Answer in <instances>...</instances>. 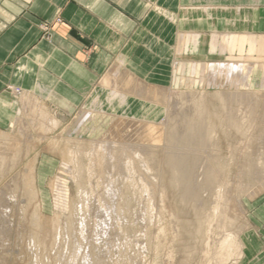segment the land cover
Returning <instances> with one entry per match:
<instances>
[{"label":"rangeland","instance_id":"1","mask_svg":"<svg viewBox=\"0 0 264 264\" xmlns=\"http://www.w3.org/2000/svg\"><path fill=\"white\" fill-rule=\"evenodd\" d=\"M228 44L240 48L239 58L224 63L260 62L248 60L241 40ZM216 65L192 64L196 76L182 72L157 122L115 115L95 102L70 118L38 100L24 110L20 103L9 130H0V264H216L209 240L231 234L238 244L264 197V88L255 85L259 75L245 83L211 81ZM99 108L119 118L100 117ZM179 125L183 137L172 143ZM148 126L151 136L137 140ZM108 133L136 165L130 176L113 170L107 177L103 152L93 155ZM129 146L149 151L147 169ZM66 163L75 179L67 182L66 220L56 226L50 184ZM109 178L115 200L107 217ZM244 254L238 264H251ZM237 258L234 251L226 264Z\"/></svg>","mask_w":264,"mask_h":264},{"label":"crops","instance_id":"2","mask_svg":"<svg viewBox=\"0 0 264 264\" xmlns=\"http://www.w3.org/2000/svg\"><path fill=\"white\" fill-rule=\"evenodd\" d=\"M241 39L248 60L260 61L249 81L259 75L261 90L264 0H0V130L11 127L21 96L64 118L96 102L115 115L157 122L163 98L150 101L146 86L176 89L182 72L196 76L192 64L239 58L240 48L228 43ZM114 76L131 94L122 105L107 104ZM253 215L244 257L264 264V197Z\"/></svg>","mask_w":264,"mask_h":264},{"label":"bare ground","instance_id":"3","mask_svg":"<svg viewBox=\"0 0 264 264\" xmlns=\"http://www.w3.org/2000/svg\"><path fill=\"white\" fill-rule=\"evenodd\" d=\"M245 41H247V40L241 39V42L242 43L245 42ZM250 43H252V40H251ZM216 66H217L218 71L213 76H212V74L209 75V80L215 81L217 79V80L223 82V84L230 83V82H232L235 79H238L240 81V83H245L246 78L249 75L250 70L252 68L251 65L236 64V63L235 64L234 63H217ZM131 76H132V74H131ZM117 79L118 78L116 76H114L112 78V81L111 80L107 81V83L110 84V90L108 92H106L107 95H108V97H107V104L108 103H112L113 100L117 99V100H119L118 101V104H121L122 105L125 102H127L126 100L128 98H130V96H131V94L129 92H121L119 90V82H118ZM122 79H123V77H122ZM152 88L146 86V89H144L145 96H147L148 98H150L151 99L150 101L155 100V99L157 100L158 99L157 98L158 95L162 96V98H163V106H164V108L166 109V111L168 113V111H169V104H170V102H172V99H173L172 98L173 96L170 95L172 93V90L171 89L170 90L169 89L166 90V89H163V88H160L159 90H156V89H154L153 86H152ZM16 95H20V93L19 94H16ZM34 100L35 99H31L30 100L28 97L26 98L25 96H21V105H22L21 107H23V110L28 107V103H27L28 101H34ZM94 104L96 105L97 103L95 102ZM97 105L99 107L100 106H102V107L104 106L103 104H100V105L97 104ZM173 106L175 108V105H173ZM94 112L98 113L99 116L100 117H103V118H105V117H110L111 119L112 118H115V119L116 118H119V117H116L114 115H111V116L109 115L108 116L107 113H105L104 111H102V108H99L97 111H94ZM113 112H115V111L113 110ZM123 116H126V114L123 115ZM121 119H123V121H126V122L127 121H130V123H132L134 125H137V124L139 125L140 122H141V121H138V120H135V119H128V118H121ZM120 122H121V120H120ZM110 123H113V122H110ZM123 124H124V122H123ZM127 124H126V126H127ZM166 124H167V120H165V125ZM115 127H117V126H115ZM111 128H112V125H111ZM124 129H126V128H124ZM120 130H122V129H120ZM166 130L167 129L165 128L164 129V133L166 132ZM141 131H142V133L140 132L141 135L139 134V135H136L135 137L137 138V140L143 141L142 137L145 138V136L146 137L151 136L149 134L152 133V128H150L148 126L144 131L143 130H141ZM183 132H184L183 126L179 125L178 127H176V129L173 132V136L171 137V142L173 143L174 141H177V140L181 139V137H183V136H181V134ZM105 134H107V133H105ZM107 137H108L107 141L97 142L95 144V149L93 150V155L96 156L99 150L103 152V154H104L103 170L107 174V177L111 176V174H112L111 172L113 170H116L117 173H115V176H117V177H125L127 175V173L130 176L131 175V173H130L131 172V169H132V171L135 170L136 169V165L134 164L133 161H130V160L128 161L127 160L129 158V156H127L125 153H121L120 152L121 149H122V147H121V145H119V144L117 145V144H115L112 141V139H114V136L112 134L108 133V136ZM163 138H164V140L167 139V137H163ZM154 139H155V137H153V142H155ZM156 139H157V137H156ZM124 144H126V143H124ZM129 147H131V146H129ZM130 149H131V153L134 154L136 157H138L140 159L137 162V164H140L143 169H147L148 168V164H147V161L145 160V158L147 157L146 155L148 154L149 151L146 150V149H144L141 146H132ZM113 160H116V163L115 164L113 163ZM177 160L180 163V159H177ZM131 165H132V167H131ZM74 179L75 178L73 176V166L71 164L70 165H67V163H66V164H62L61 168L59 169L58 173L56 174V176L54 177L53 181L50 184L51 191H52V196H53L54 212H55V219H54L55 221L53 220V222H54V225H56V226L59 225L60 222L62 223V222H64V220H66L65 219L66 218V214H67L66 213V207H67L66 201H67V195H68V189H69L67 187V185H68L67 182H73ZM132 181H133V184H137L139 186L138 179L137 178L133 177V180ZM111 185H112V179L109 178V179H107V187H106V198H107V200L109 202V205H107V207L103 209V212L105 213V215L107 217H110L109 212H111L110 209L113 208L114 200H115V194H114V192L112 190V186ZM144 192H146V189H144ZM103 204H105V203H103ZM149 204H151V203H149ZM0 207H1V205H0ZM2 213L1 214L3 216L5 212H2ZM37 214L40 217L43 216V214H42V207H41L40 203L37 205ZM1 229H3L2 232L5 230L4 223H0V230ZM230 235L229 236H222L221 238H219L216 242H214L212 244H211V240H209V242H208V246H209V248L212 251V254H211L212 259L215 261L216 264H226L227 261L231 258V256L234 253V251L236 252L237 257H238L237 260L235 261L236 263H234V264H238V261L243 257V254H244V245L242 243V240L240 241V239H239V243L237 244L236 243V240L233 238L234 236L231 237ZM109 236H110V234H109ZM236 244H237L238 247L234 250L233 248L235 247ZM2 245L3 244L1 243V240H0V247H2Z\"/></svg>","mask_w":264,"mask_h":264}]
</instances>
